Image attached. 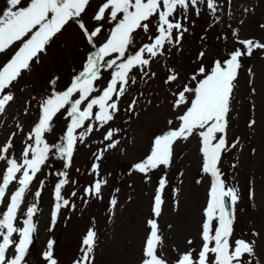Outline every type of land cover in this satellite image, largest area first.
<instances>
[{"label":"rangeland","instance_id":"obj_1","mask_svg":"<svg viewBox=\"0 0 264 264\" xmlns=\"http://www.w3.org/2000/svg\"><path fill=\"white\" fill-rule=\"evenodd\" d=\"M103 2L104 0H90V5L82 14L90 31L102 25L101 33L94 38L97 46L105 42L114 25V22H97L93 19ZM26 3L27 0H22V4ZM218 4L220 7L217 15L220 19L214 26L209 27L213 18L206 4L199 6V16L190 7L188 19L183 21L188 31L182 42L178 46H166L165 55L156 57L144 70L149 73L148 76L139 68L130 72L135 83L130 82L125 94L119 98V111L114 114L112 121L103 126L94 119L86 122L85 127L91 123L93 131L84 143L77 142L71 166L67 168L69 183L61 190L62 196L75 207H62L54 226V189L62 178L58 173L65 170V162L49 155L47 164L31 183L17 219V226H22L25 218L23 213L35 202L34 193L43 181L39 210L33 218L37 224V232L30 246V254L26 257L28 264H46L41 253L46 250L49 240L54 241L53 254L58 264H73L81 255L82 239L89 228H94L97 233L93 264H141L145 240L150 232L147 221L153 218L154 196L161 177L165 175L167 183L163 192L164 202L161 215L156 218L163 243L157 249V254L162 252L168 264H174L180 253L189 248L199 250L210 188V177L202 172L199 135L194 133L187 140H178L173 145L172 163L167 168L160 166L146 177L136 171L133 165L149 154L156 135L169 127L178 126L176 118L183 114L186 106H173L176 99L174 93L183 90L185 85L195 86L196 81L192 77L201 66V60L198 59L201 51L205 53L202 62L208 72L217 59L223 60L230 51L241 47L236 42L237 38L233 37L232 30L238 29L239 39L255 38L264 42V29L260 27L264 24V0H218ZM5 7L6 0H0V10ZM155 23L153 19L148 33L143 30L134 33L135 43L130 47V52L143 43L150 42L148 37L156 34ZM173 35L175 36V31ZM18 47L19 42L0 54V65ZM93 50L79 26L70 21L53 37L40 54L38 62H31L30 69L24 71L11 86L14 100L6 106L5 113L0 114V146L15 133L10 156L14 155L19 160L25 143H31L27 136L41 115L42 100L53 92L66 90L74 77L82 71L88 54ZM241 64L234 82L227 130L229 143L237 138L239 143L222 155L219 166L227 183L238 187L240 192L233 239L242 236L247 240L255 239L256 255L261 264H264V50H255L251 57L242 58ZM170 69L178 73V78L166 83ZM112 71L113 69H101V76L95 82L98 89L102 90L107 86ZM200 78L202 77L197 75V79ZM100 94L102 92L97 91L92 95ZM78 95L77 93L73 99L78 98ZM186 95L190 101L191 94ZM133 100L136 101L135 107L129 111L128 106ZM97 111L98 108L93 109L94 114ZM66 113L67 110L62 109L53 118V130L45 134L49 144L58 142L65 134L70 123ZM169 120L173 121L172 125L168 124ZM250 120H255V124L249 126ZM109 129L119 130L113 136L119 143L115 148L104 151L102 159L98 161L97 176L92 171L93 164L97 163L94 154L104 150L110 143L105 140ZM6 166V162L0 161V176ZM100 177L108 181L102 187L101 196L86 195L85 188ZM16 187L18 183L14 181L9 186L8 194L15 191ZM250 189L254 192L251 200ZM73 192L76 193L75 196L72 195ZM113 197L117 199L115 206L110 204ZM3 210L4 207L0 206V212ZM215 225L216 222L213 221V226ZM253 231L258 232L259 236L252 237ZM188 240H192L191 245Z\"/></svg>","mask_w":264,"mask_h":264},{"label":"snow or ice","instance_id":"obj_2","mask_svg":"<svg viewBox=\"0 0 264 264\" xmlns=\"http://www.w3.org/2000/svg\"><path fill=\"white\" fill-rule=\"evenodd\" d=\"M202 4H206L213 18L209 26L212 27L220 19L217 15L220 7L218 0H104L93 19L97 22L107 20L110 23L114 22V25L105 42L97 46L94 38L101 33L102 25L90 31L82 19L90 0H27L26 4H22V0H6V7L0 10V54L18 42L19 47L0 65V114L5 113L6 106L14 100L11 86L18 81L24 71L30 69L31 62L34 60L38 62L40 54L45 51L53 37L70 21L79 26L94 50L88 54L82 71L74 77L66 90L53 92L42 100L41 115L27 136L31 143H25L19 160L14 155H9L10 149L13 148L12 137L15 133L0 146V161L6 162L7 165L0 176V206L4 207L0 212V264H28L26 257L30 254V246L37 232V224L33 218L39 210L38 202L43 181L41 187L34 193L35 202L23 213L25 218L22 220V226H17V219L30 185L37 173L47 164L49 155L52 154L65 162V170L58 173L62 178L54 189L55 204L52 212L54 226L62 207H75L62 196L61 190L69 183L67 168L71 166L77 142L84 143L93 131L91 123L85 127L86 122L94 119L103 126L114 119V114L119 111V98L125 94L130 82L135 83V79L129 75L130 72L134 68H139L148 76L149 73L144 70L156 57L165 55L166 46H178L182 42L184 34L188 31L183 21L188 19L189 8L194 9L195 14L199 16L201 12L199 6ZM153 19L156 21L154 25L156 34L148 37L149 43H143L138 49L130 52V47L135 43L134 33L137 30L148 33ZM260 27L264 29V24ZM232 35L237 38L236 42L241 47L230 51L225 59H217L210 71L206 72L203 66L202 58L205 53L201 51L198 54L201 66L192 77L196 81L195 86L185 85L183 90L174 93L176 99L173 106H186L183 114L176 118L179 121L178 126L169 127L156 135L149 154L133 165L136 171L147 177L148 173L160 166L167 168L171 165L173 145L178 140H187L194 133L201 138L202 172L210 177L209 200L204 210L205 220L201 232L202 245L199 250L189 248L180 253L174 264H253V261L255 264H261L255 251V239L247 240L243 236L233 239L235 211L240 200V192L238 187L227 183L219 165L222 155L239 143V138L229 143L227 130L234 82L242 67L241 60L244 57H251L255 50H264V42L255 38L239 39L238 29L232 30ZM101 69H113L110 81L102 90L95 86V82L101 76ZM248 71L251 73V69ZM197 75L202 78L197 79ZM177 78L178 73L170 69L165 82L171 83ZM97 91H101L102 94L93 96L92 94ZM77 93L78 98L73 99ZM186 94H191L190 101ZM135 103L133 100L128 106L129 111L134 109ZM82 104H85L83 108ZM94 108H98L95 114ZM62 109L67 110L70 123L60 140L49 144L45 134L53 130V118ZM168 124L172 125L173 121L169 120ZM253 124L255 120H250L249 126ZM118 131L109 129L105 140L110 143L104 150L94 154L97 163L93 164L92 171L97 176L98 161L102 159L104 151L115 148L119 143L113 139L114 133ZM14 181L18 183V187L9 195V186ZM107 182L103 177L95 179L85 188L86 195L100 197L102 187ZM166 183L165 175L161 177L154 196L153 218L147 221L150 232L145 240L141 264H168L162 252L157 254L163 237L156 219L161 215ZM72 195L75 196L76 193L73 192ZM253 196L254 192L250 189L249 199L251 200ZM110 204L115 206L117 199L113 197ZM213 221L216 222L215 227ZM251 235L258 237L259 233L253 231ZM96 241V231L89 228L82 239L81 255L73 264H93ZM53 244L54 241L49 240L46 250L41 253L46 264H58L53 254ZM188 244L191 245L192 240H188Z\"/></svg>","mask_w":264,"mask_h":264}]
</instances>
